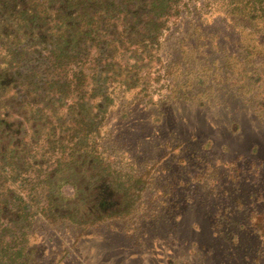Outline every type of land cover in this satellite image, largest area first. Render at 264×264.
<instances>
[{
	"label": "trees",
	"instance_id": "trees-1",
	"mask_svg": "<svg viewBox=\"0 0 264 264\" xmlns=\"http://www.w3.org/2000/svg\"><path fill=\"white\" fill-rule=\"evenodd\" d=\"M229 93L264 121V0H0V264H35L41 227L172 222L164 166L210 151L170 111ZM256 201L243 227L214 220L219 264H264Z\"/></svg>",
	"mask_w": 264,
	"mask_h": 264
},
{
	"label": "rangeland",
	"instance_id": "rangeland-1",
	"mask_svg": "<svg viewBox=\"0 0 264 264\" xmlns=\"http://www.w3.org/2000/svg\"><path fill=\"white\" fill-rule=\"evenodd\" d=\"M230 94L214 96L215 103L204 107L180 104L170 111L168 125L182 135L183 141L193 142L196 135L203 139L202 150L210 151L209 157L201 161H173L169 156L164 159L171 160L162 174L167 182L165 192L170 197L172 222L151 228L150 234L148 226L141 225L142 230H138V222L122 225L107 221L81 235L80 229L69 223L41 227L34 238L35 264H219L231 247L230 240L213 223L220 217L219 212L230 214L236 227H243L253 200H257L254 206L264 211V170H257L255 165L262 162L264 167V121ZM121 110L114 111L107 128L116 124ZM179 144L175 150L167 148L165 152L177 154ZM59 191L69 200V213L75 219L81 218L84 208L75 188L67 184Z\"/></svg>",
	"mask_w": 264,
	"mask_h": 264
}]
</instances>
